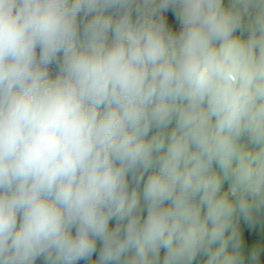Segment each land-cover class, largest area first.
<instances>
[{
  "label": "clouds",
  "instance_id": "clouds-1",
  "mask_svg": "<svg viewBox=\"0 0 264 264\" xmlns=\"http://www.w3.org/2000/svg\"><path fill=\"white\" fill-rule=\"evenodd\" d=\"M261 217L264 0H0V264H245Z\"/></svg>",
  "mask_w": 264,
  "mask_h": 264
},
{
  "label": "trees",
  "instance_id": "trees-1",
  "mask_svg": "<svg viewBox=\"0 0 264 264\" xmlns=\"http://www.w3.org/2000/svg\"><path fill=\"white\" fill-rule=\"evenodd\" d=\"M235 3V0H223V6L225 8L230 7ZM111 12L115 13V10H110ZM160 17L163 18V20L166 22V25L173 31H179L180 30V21L177 18V12L175 10L174 6H169L168 9L158 13ZM91 14L85 15L84 12H81L78 19L83 22L86 19L90 18ZM235 35L239 36L243 40H247L249 36V30L247 27V23L239 29ZM62 60V53L58 54L57 61ZM54 70L58 72L59 70V64L55 62ZM175 127V121L172 125H169L168 129H166L167 133H170L173 128ZM242 145H244L245 148L251 149L252 145L247 142L246 139L241 141ZM215 167V166H214ZM217 172H219V169H215ZM230 181H225L223 184V190H227L229 188ZM141 189L143 185L141 184ZM115 225V219L110 221V227ZM238 228L241 233L242 238V244H243V252L245 255V264H249V255L254 248H260V256L258 264H264V217H261L255 221H246L243 218H241L238 222ZM101 242L97 241V252L94 253L88 260L79 261L78 264H99V250L101 248ZM161 260L164 256V251L161 250ZM36 264H45L43 258H38L36 261ZM121 264L123 262L121 261ZM198 264V262H197Z\"/></svg>",
  "mask_w": 264,
  "mask_h": 264
},
{
  "label": "water",
  "instance_id": "water-1",
  "mask_svg": "<svg viewBox=\"0 0 264 264\" xmlns=\"http://www.w3.org/2000/svg\"><path fill=\"white\" fill-rule=\"evenodd\" d=\"M37 54H39V51H38V53ZM49 70V73H50V75L54 78L56 75H57V73L58 72H54V71H52V70H50V69H48Z\"/></svg>",
  "mask_w": 264,
  "mask_h": 264
},
{
  "label": "built area",
  "instance_id": "built-area-1",
  "mask_svg": "<svg viewBox=\"0 0 264 264\" xmlns=\"http://www.w3.org/2000/svg\"><path fill=\"white\" fill-rule=\"evenodd\" d=\"M54 67H55V62H53L52 64H50L49 67H48V69H50V70L56 72V71L54 70Z\"/></svg>",
  "mask_w": 264,
  "mask_h": 264
}]
</instances>
